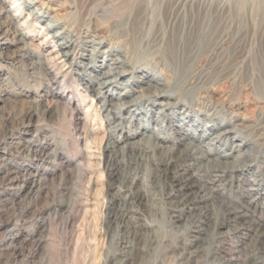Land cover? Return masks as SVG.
<instances>
[{
    "label": "rangeland",
    "instance_id": "374dc122",
    "mask_svg": "<svg viewBox=\"0 0 264 264\" xmlns=\"http://www.w3.org/2000/svg\"><path fill=\"white\" fill-rule=\"evenodd\" d=\"M176 1L35 0V5L48 9L50 15L83 34L93 27L100 28L106 44L128 48L127 37L135 34L143 40L138 49L140 57L158 66L159 49L146 48L147 42L169 41L175 45L181 39L188 41L189 61L176 62L171 57V62L166 60L164 72L173 81L172 85L180 88L182 98L188 103L198 102L216 121L229 119L228 109L237 102L242 104L239 116L257 124L254 130L245 131L246 135L257 138L254 153L259 161L247 176L260 169L264 182V0H244L240 6L234 0H194L185 4ZM220 3L224 4L222 10ZM2 5L0 264H105L106 253L121 241V238L112 241L111 230L106 231L109 198L116 194L117 186L110 185L105 167L104 145L110 132L105 111L99 97L78 84L74 75L65 82L54 67L47 71L33 65L38 57L48 62V53L57 56L55 41L48 35L43 21L35 20L28 11L30 7L23 6L21 0H3ZM7 12L24 31L34 28L27 33L28 45L9 31ZM184 22L191 29L181 37ZM221 33L226 35L222 45L211 52ZM207 55L203 71L193 83L184 84L183 75L190 63L195 58L200 63ZM54 60L67 68L61 58ZM175 70L181 75L176 82L172 78ZM57 91L63 95L56 94ZM218 93L224 94L217 103L212 96ZM215 155L212 153L211 157ZM78 162L83 164L84 172L78 169ZM122 172L120 164L118 175ZM243 181L234 176L233 184L210 188H215L214 194L221 198L228 195L247 201L255 190L235 191ZM257 201L253 213L263 220L264 197ZM140 206L144 217L153 220L152 236L157 237L159 246L155 251H138L134 258L142 256L141 264H185L179 256L187 241L183 225L191 212L183 210L172 222L168 208L156 211L145 203ZM255 231L242 235L231 231L219 244L226 251L239 245L237 253L243 258L253 249ZM216 260L215 254L203 252L188 264H216ZM136 264H139L137 260Z\"/></svg>",
    "mask_w": 264,
    "mask_h": 264
},
{
    "label": "bare ground",
    "instance_id": "6f19581e",
    "mask_svg": "<svg viewBox=\"0 0 264 264\" xmlns=\"http://www.w3.org/2000/svg\"><path fill=\"white\" fill-rule=\"evenodd\" d=\"M189 1L194 0L176 2L185 4ZM234 1L240 6L244 0ZM2 3L3 0H0L1 10ZM21 3L30 7L28 11L35 20L43 21L56 46L57 56L48 53V62L38 57L33 65L47 71L54 67L65 82L74 75L78 84L99 97L110 125L104 145L105 167L109 172L110 185H116L117 190L109 198L105 222L106 231L111 230V240L121 238V241L106 253L105 264H136V260L141 264L144 258H134L136 253L150 249L155 251L159 246L157 237L152 236L153 220L144 217L142 203L156 211L168 208L172 222L181 216L183 210L191 212L189 220L183 225L187 241L179 256L185 264L194 261L203 252L215 254L216 264H264V219L260 220L253 213L257 200L264 197L263 172L256 169L251 177L247 176L257 164L258 155L254 153L257 138L246 135L245 131L254 130L257 124L239 116L240 102L228 109L229 119L216 121L198 102L188 103L182 98L180 88L172 85L173 81L164 69L167 67L166 60L171 57L176 62L189 61V42L183 39L175 45L169 41L147 42L146 48L159 49L158 66V63L153 64L140 57L138 49L143 40L135 34L127 37L128 48L106 44L107 40L101 36L98 27L83 34L69 23L50 15L48 9L35 5V0H21ZM219 8L222 10L224 4L220 3ZM5 16L10 21L9 31L12 30L28 45L27 33L34 28L24 31L12 21L10 13H5ZM190 29L191 26L184 22L181 37L188 35ZM225 37V33H221L210 51L219 49ZM209 55L200 63L197 58L190 63L182 78L184 84L193 83L203 71V61ZM56 57L67 64L66 69L54 60ZM180 77L175 70L174 82ZM58 93L63 95L62 91ZM223 94L212 97L218 103ZM119 131H125L123 136H119ZM212 153L216 155L211 157ZM120 164L123 169L121 176L118 175ZM77 167L84 172L83 164L78 162ZM234 176L244 180L237 184L235 191L243 189L252 193L255 190L247 201L228 195L221 198L214 194L215 188H210L233 184ZM61 204L64 205L63 202ZM251 230H256L257 236L252 243V251L248 250L243 258L237 253L239 245L226 251L219 244L231 231L242 235ZM204 233L206 236H203ZM142 239L145 242H141Z\"/></svg>",
    "mask_w": 264,
    "mask_h": 264
}]
</instances>
